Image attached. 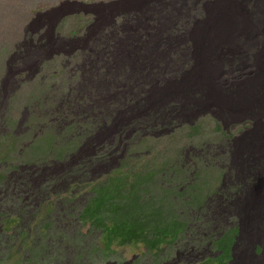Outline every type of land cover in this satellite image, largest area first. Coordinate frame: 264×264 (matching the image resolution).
Here are the masks:
<instances>
[{"label":"rangeland","instance_id":"1","mask_svg":"<svg viewBox=\"0 0 264 264\" xmlns=\"http://www.w3.org/2000/svg\"><path fill=\"white\" fill-rule=\"evenodd\" d=\"M96 1L0 0V148L10 150L0 160V264H89L102 234L78 219L89 186L161 155L135 188L138 216L158 210L177 226L154 264L219 255L234 219L239 234L243 216L253 219L241 209L245 191L257 196L264 246V0ZM79 13L75 31L67 18ZM203 116L229 138H184L163 152ZM209 167L222 176L196 200ZM109 255L95 264H119Z\"/></svg>","mask_w":264,"mask_h":264},{"label":"clouds","instance_id":"2","mask_svg":"<svg viewBox=\"0 0 264 264\" xmlns=\"http://www.w3.org/2000/svg\"><path fill=\"white\" fill-rule=\"evenodd\" d=\"M81 1H83L82 3L84 4L88 0ZM90 1L97 2L96 0ZM85 16L81 13L68 16L67 19L74 23L72 29L81 31L84 26ZM135 54L138 53L133 52V56L136 57ZM116 58L117 63L122 65L123 61H118L120 56L119 58L116 56ZM125 64H128V62L126 61ZM52 65L55 66L56 69L52 70V73H55V75H53L58 76V72H60L59 65L57 63ZM54 76L52 77L55 78ZM256 94V96H258L257 102H260L257 91ZM209 120H211V117H200L194 121H197L196 123L192 126H188L182 134H172L173 141L164 147L163 152H170L168 156H172L174 154L173 150L181 144L184 138H186L187 141L189 138L192 140L194 138L199 139L201 136L210 138L218 134L224 138H229V135L224 133L218 121L219 131L216 133L215 131L209 132ZM193 141L196 142L195 140ZM158 142L163 143L162 140ZM158 142L157 144L159 145L160 143ZM4 144L5 143L1 144L0 148L1 161L6 160L10 152ZM148 144L149 142H143L141 147L138 145L134 147H137L136 150L141 148L140 151L144 152L143 148ZM2 146L5 147L4 150H2ZM164 159L165 157L162 155L158 157L155 156V158H152V164H148L147 169H137V164L134 163L132 166L127 167L129 175H125V173L121 171H112V178H108L107 182H100L96 188L91 185L89 186L88 191H90L91 194L79 214L78 219L82 226L85 223L92 222L91 226L102 230L101 239L94 245L95 249L91 251L93 260L89 262V264H95L94 258L98 257V254H111L108 258L113 257L119 264H154L155 260L161 255L162 249L165 251V244L174 236L177 226L172 220L167 221L165 218H162L158 210L148 211L145 217L138 216L140 193L135 189L137 184L141 182L144 177L151 173V171L159 168ZM141 160L143 159L141 158ZM166 162H169V160L166 159ZM151 166H153V168H150ZM199 172L201 176L198 178L197 185L193 188L196 200H200L206 195L209 196L218 185L222 176V170L217 168H204L199 170ZM256 198L257 196L252 192L248 193L245 191L241 194L240 201L244 203L243 205L240 204L242 207L241 209L251 214L253 219L249 220L247 217L243 216L246 223L244 222L240 225V234L237 224L238 220L234 219L233 225L231 224L232 230L222 236L216 241V245H214L215 249L220 252L219 255L201 264H264V246L259 242V240L262 239V232L255 231L253 228L254 225L263 222L260 217L261 211L258 209V203L254 204L251 202L254 200L257 201ZM207 210L210 215V209ZM107 216H111L116 222H110ZM11 220H16V222H18V219H10L9 222ZM172 224L175 225L172 226ZM157 225H159V227H157ZM11 228L8 229L7 225L8 231ZM89 230L91 229L89 228ZM241 236L248 238L247 241L249 245H246L240 240ZM258 243H260L259 248L253 246L258 245ZM260 246L263 250L259 256ZM254 252H256V254H254ZM234 253L235 255L233 256ZM76 259L79 261L78 256Z\"/></svg>","mask_w":264,"mask_h":264},{"label":"bare ground","instance_id":"3","mask_svg":"<svg viewBox=\"0 0 264 264\" xmlns=\"http://www.w3.org/2000/svg\"><path fill=\"white\" fill-rule=\"evenodd\" d=\"M222 36H223V35H222ZM238 47L240 48V46H238ZM248 48H249V47H248ZM256 51H257V50H256ZM241 52H242V51H240V53H241ZM243 52H244V51H243ZM240 53H239V54H240ZM253 55H254V54H253ZM254 56H255V55H254ZM260 56H261V55H260ZM240 57H241V56H240ZM248 58H249V57H248ZM248 58H247V59H248ZM255 59H256V58H255ZM237 60H238V59H237ZM240 60L242 61V59H240ZM257 60H258V59H257ZM263 62H264V61H263ZM244 63H246V62H244ZM251 64H252V63H251ZM247 65H248V64H247ZM251 66H252V65H251ZM260 66H261L260 64L257 65L256 63H254V66H253V67L244 68V70H247V71H249L250 73H252V71H253L252 69H254V70L257 69V70H259ZM238 67H239V66H238ZM241 69H242V68H241ZM253 72H254V71H253ZM235 73H236V72H235ZM240 73H241V72H240ZM245 73H246V72H245ZM238 74H239V73H238ZM238 74H237V75H238ZM253 74H254V73H253ZM256 74H257V73H256ZM224 75H225V74H224ZM231 77H232V76H231ZM231 77H230V78H231ZM226 78H227V77H226ZM228 78H229V77H228ZM230 80H231V79H230ZM236 81H237V80H236ZM238 81H239V80H238ZM241 81H242V80H241ZM226 82H227V81H226ZM255 85H256V84H255ZM246 86H247V85H246ZM255 88H256V87H255ZM236 91H237V90H236ZM243 91H245V90H243ZM246 93H248V92H246ZM246 93H245V94H246ZM232 94H233V93H232ZM241 96H242V94H241ZM248 96H249V95H248ZM243 97H244V96H243ZM250 97H251V96H250ZM214 98H215V97H214ZM246 98H247V97H246ZM233 99H234V98H233ZM208 100H209V99H208ZM213 100H214V99H213ZM220 100H221V99H220ZM220 100H219V101H220ZM240 100H241V99H240ZM240 100H239V101H240ZM250 100H251V98H250ZM224 102H225V101H224ZM224 102H223V103H224ZM236 103H237V102H236ZM236 103H235V104H236ZM221 104H222V103H221ZM233 104H234V103H233ZM241 105H242V104H241ZM241 105H240V106H241ZM215 106H216V105H215ZM234 106H235V105H234ZM253 106H254V105H253ZM254 107H255V106H254ZM251 108H252V107H251ZM246 110H247V109H246ZM256 110H258V109H256ZM243 112H244V111H243ZM247 113H248V112H247ZM255 113H256V112H255ZM227 115H228V114H227ZM260 115H261V114H260ZM262 121H263V120H262ZM257 123H258V122H257ZM260 123L262 124L263 122H260ZM261 124H259V125H261ZM259 125L257 124L258 127H259ZM255 126H256V125H255ZM261 126H262V125H261ZM250 128H251V127H250ZM254 128H255V127H254ZM254 128H253V129H254ZM246 129H247V128H246ZM254 134H255V133H254ZM255 135H256V134H255ZM237 142H238V141H237ZM258 142H259V141H258ZM239 143H240V142H239ZM242 143H243V142H242ZM249 145H250V144H249ZM237 147H238V146H237ZM253 147H254V146H253ZM257 148H258V147H256V149H257ZM253 149H254V148H253ZM246 150H247V148H246ZM250 150H251V149H250ZM252 152H253V151H252ZM240 153H241V151H240ZM249 153H250V152H249ZM258 155H259V154H258ZM260 156H261V155H260ZM258 159H259V158H258ZM260 159H261V157H260ZM262 159H263V158H262ZM249 160H250V159H249ZM249 162H250V161H249ZM252 162H253V161H252ZM257 162H258V161H257ZM248 164H249V163H248ZM259 165H260V164H259ZM248 168H249V167H248ZM258 168H262L261 165H260V167H258ZM254 170H255V169H254ZM262 170H263V169H262ZM251 171H252V170H251ZM257 171H258V170H257ZM263 171H264V170H263ZM239 173H240V172H239ZM251 173H252V172H251ZM252 175H253V174H252ZM259 175H260V174H259ZM250 176H251V175H250ZM258 178H259V177H258ZM262 178H263V177H262ZM261 203H262V202H261ZM258 206H259V205H258ZM240 211H241V210H240ZM245 242H246V241H245ZM165 258H166V257H165ZM263 258H264V257H263ZM178 260H179V259H178Z\"/></svg>","mask_w":264,"mask_h":264},{"label":"trees","instance_id":"4","mask_svg":"<svg viewBox=\"0 0 264 264\" xmlns=\"http://www.w3.org/2000/svg\"><path fill=\"white\" fill-rule=\"evenodd\" d=\"M49 69H50V71H51V69H53V70H56L55 69V66H49ZM55 75V73H51V75L52 76H54ZM208 125H209V127H208V131L209 132H214L215 131V133L216 132H218L219 130H218V128H219V124H218V122L217 121H211V120H209L208 121ZM14 223H16V220H11L9 223H8V229L9 228H11V226L14 224Z\"/></svg>","mask_w":264,"mask_h":264}]
</instances>
